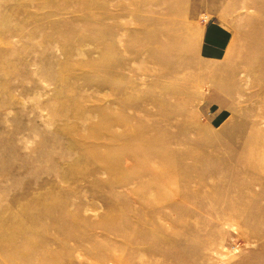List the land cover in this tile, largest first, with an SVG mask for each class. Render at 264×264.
<instances>
[{
  "label": "rangeland",
  "instance_id": "1",
  "mask_svg": "<svg viewBox=\"0 0 264 264\" xmlns=\"http://www.w3.org/2000/svg\"><path fill=\"white\" fill-rule=\"evenodd\" d=\"M0 144V264H264V0H0Z\"/></svg>",
  "mask_w": 264,
  "mask_h": 264
},
{
  "label": "crops",
  "instance_id": "2",
  "mask_svg": "<svg viewBox=\"0 0 264 264\" xmlns=\"http://www.w3.org/2000/svg\"><path fill=\"white\" fill-rule=\"evenodd\" d=\"M212 41H208L207 43V49L204 50V52H207L208 54L211 55H219L221 54V49H217L219 45V42L216 40V38H214V36H211Z\"/></svg>",
  "mask_w": 264,
  "mask_h": 264
},
{
  "label": "bare ground",
  "instance_id": "3",
  "mask_svg": "<svg viewBox=\"0 0 264 264\" xmlns=\"http://www.w3.org/2000/svg\"><path fill=\"white\" fill-rule=\"evenodd\" d=\"M232 69H233V68H232ZM234 69H235V67H234ZM231 71H232V70H231ZM226 76H227V75H226ZM228 76H229V75H228ZM230 77H231V76H230ZM230 77H229V78H230ZM211 78H212V77H211ZM213 78H214V76H213ZM215 78H216V77H215ZM211 81H212V80H211ZM215 81H216V80H215ZM212 82H213V81H212ZM42 135H43V134H42ZM47 135H48V134H47ZM50 139H51V138H50ZM53 139H54V138H53ZM42 141H43V139L41 140V142H42ZM41 142H40V143H41ZM48 142H49V141H48ZM40 143H39V144H40ZM51 143H53L52 140H51ZM44 144H45V142H44L43 144H41V145L43 146ZM0 145H1V144H0ZM46 145H47V144H46ZM44 146H45V145H44ZM44 146H43V147H44ZM40 151H41V150H40ZM39 166H40V164H39ZM54 166H55V165H54ZM40 167H41V166H40ZM44 168H45V167H44ZM46 169H47V168H46ZM46 169H45V170H46ZM52 169H53V168H52ZM52 169H51V170H52ZM55 170H56V168H55ZM55 170H54V171H55ZM26 204H27V203H26ZM26 204H25V205H26ZM16 207H17V205H16Z\"/></svg>",
  "mask_w": 264,
  "mask_h": 264
}]
</instances>
